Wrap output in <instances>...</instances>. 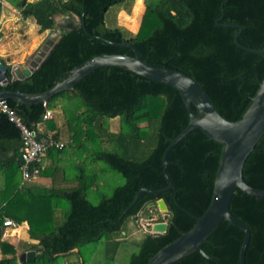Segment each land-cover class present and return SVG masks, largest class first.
Masks as SVG:
<instances>
[{
    "label": "trees",
    "instance_id": "1",
    "mask_svg": "<svg viewBox=\"0 0 264 264\" xmlns=\"http://www.w3.org/2000/svg\"><path fill=\"white\" fill-rule=\"evenodd\" d=\"M9 1L23 17H33L39 32L53 29V15L64 13L79 21L83 18L88 33L81 27L61 30L58 40L29 76L12 81L7 71L8 80L0 85V90L45 91L61 81L68 70L95 56H133L130 48L121 45L129 43L150 66L193 78L215 110L225 119L235 121L249 106L264 76V52L254 53L238 46L234 40L238 29L225 25L241 26V45L264 48V0H143L136 31L120 23L107 27L104 20L113 5L118 6V11L123 8L129 12L133 0ZM1 7L0 1V15ZM64 101L67 108L58 127L66 126L69 138L62 149H52L48 154L63 156L65 148L74 145L78 151H87L90 158L88 164H77L75 182L66 178L62 186L20 183V131L1 113L0 235L5 218L18 224L26 222L29 237L36 240L30 247L36 254L33 260L18 262L14 245L0 241L4 255L0 264H68L62 260L69 257L76 262L69 263L87 264L81 248L98 242L102 244L93 246L99 252L93 264H104L114 260L125 241L135 246L126 264H147L160 248L189 230L195 217L207 208L221 145L200 129L189 132L166 155V173L173 188L158 194L142 192L119 219L140 188L161 190L167 186L162 157L189 121L183 98L172 86L109 66L94 69L71 87L53 94L45 106L7 99L31 128L43 121L45 109H51L52 118L45 120V124L56 130L54 134L59 138L60 130L53 119L58 115V105ZM192 109L197 111L194 106ZM116 116L119 130L108 132L111 137L104 138L102 133L107 129L103 119ZM60 171L66 176L65 168ZM43 174L42 169L40 175ZM242 176L248 185L264 189V133L245 159ZM89 191L97 197L96 201L88 197ZM159 198L168 208L165 220L156 206ZM59 207L62 221L55 216ZM229 210L250 231L244 264H264V198L236 188ZM142 218L150 223L164 222L166 228L162 232L143 229L136 236L129 224L134 222L140 229ZM243 237L238 227L222 220L201 248L218 264H239ZM171 264L216 263L195 251Z\"/></svg>",
    "mask_w": 264,
    "mask_h": 264
},
{
    "label": "water",
    "instance_id": "2",
    "mask_svg": "<svg viewBox=\"0 0 264 264\" xmlns=\"http://www.w3.org/2000/svg\"><path fill=\"white\" fill-rule=\"evenodd\" d=\"M53 19L56 32L51 33L44 40L25 68L20 70L19 67L14 65L9 66L0 60V83L4 84L7 82V71H9V80L12 81L21 80L29 76L39 66L58 40L61 30H72L81 27L88 33L84 26L83 18L79 21L72 15L57 13L53 15ZM225 25L238 29L234 35L235 43L238 46L254 53L264 52V48L254 49L245 47L238 42V36L241 32V26L239 24ZM95 37L104 40L102 37ZM106 42L118 45L114 42ZM121 45L130 48L134 52V55L130 56L117 53L98 55L68 70L66 76L61 81L55 82L45 91L30 93L2 89L0 90V99H10L22 104L42 103L53 94L71 87L94 69L109 66L125 68L139 76L174 87L183 98L184 105L188 111L189 121L179 135L171 140L163 153V173L168 184L161 190L140 188L135 193L130 205L122 211L119 219L124 216L142 192L158 194L161 191L173 188L166 173V155L189 132L200 129L210 140L221 145L210 202L205 211L200 216L195 217V223L189 230L160 248L148 260L147 264H171L195 251H198L210 260H214L218 264L216 258L207 255L202 250L201 244L215 231L222 220L230 222L244 233L239 251V264H244V254L250 238V231L242 221L230 213L229 204L236 188L251 196L264 198V189L248 185L242 176L245 159L254 150L255 144L264 133V76L242 116L238 120L229 121L215 110L207 94L193 78L179 71L150 66L140 58L138 51L131 44L123 43ZM192 106L196 108V112L193 111ZM156 206L158 211L162 213L163 219H167L168 208L162 198L156 200ZM165 228L166 224L164 222L147 223L145 227L147 231L152 232H162ZM35 253V250L21 253L19 261L33 260Z\"/></svg>",
    "mask_w": 264,
    "mask_h": 264
},
{
    "label": "crops",
    "instance_id": "3",
    "mask_svg": "<svg viewBox=\"0 0 264 264\" xmlns=\"http://www.w3.org/2000/svg\"><path fill=\"white\" fill-rule=\"evenodd\" d=\"M28 1H35V0H28ZM8 12H9V16H4V12H2V7H1L0 60L9 66L11 65L17 66L21 70L22 68H25L27 66V64L33 58V55L40 47V45L44 42V40L51 33L53 32L55 33L56 29L55 28L51 30L47 29L43 32H39L38 31L39 25L36 24L33 17L31 16L23 17L21 15L20 9L15 8L14 6H12ZM13 13H19V16L13 17ZM13 30L17 31L14 32V35H13ZM60 121L61 120H58V122H56L57 128L59 126ZM38 125H40L41 128L50 130L54 133L56 131L53 129H49L46 126L45 121H42ZM68 162L69 161L67 160L65 155L58 156L53 153L47 154L43 160L44 174L38 176L35 180L32 181V183L36 185L48 187L52 184L57 186L65 185L66 178H70L74 180L73 182H75L76 173L70 172L68 170ZM71 167L73 169L72 164ZM61 168L63 169L65 168L66 176L61 174L60 171ZM57 169H59V171H57ZM1 175L2 174L0 172V185L2 183ZM20 178H21V174H20ZM37 179L38 182L40 183L36 182ZM20 183H27V182H23L21 179ZM55 215H57V212H55ZM27 229H28V225L26 222H22L19 224L16 223V228L8 229L11 232L9 236L3 237L2 235H0V241H6L7 243L14 245L16 249V253L18 254V259H17L18 262H20L19 261L20 254L30 250H34L31 249L30 247L31 245L36 243V240L29 237ZM2 230H3V226H2ZM3 256L4 255L0 251V258Z\"/></svg>",
    "mask_w": 264,
    "mask_h": 264
},
{
    "label": "rangeland",
    "instance_id": "4",
    "mask_svg": "<svg viewBox=\"0 0 264 264\" xmlns=\"http://www.w3.org/2000/svg\"><path fill=\"white\" fill-rule=\"evenodd\" d=\"M2 1V12H4V16H9V10L10 8L13 6L12 2H10L9 0H1ZM138 0H133L132 3L130 4V11H126L125 9H120L119 11L117 10V5H113L111 6L106 14H105V25L107 27H114L116 26L117 23H120L121 25H123L124 27H126L127 29H130L132 31H136L139 23H140V18H141V14L143 12L144 9V4H143V0H141L140 2H142L141 4H138ZM9 8V9H7ZM118 12V16H116ZM19 13H13V17H18ZM14 32H17L15 30H13V35ZM31 37V36H30ZM77 102V100H74V103ZM67 108L65 101L62 102V104L60 103L58 105V115L56 118L53 119V121L58 122V120H61L63 118V115L65 114L64 109ZM53 115V112H52ZM103 121H105L106 123H104L105 127L107 130H105L102 135L104 138H109L111 137L109 133H115L119 130L120 124H119V117H113V118H104ZM60 130V137L61 139L66 142L68 141L69 138V131L67 129L66 126H61L58 127ZM70 141V140H69ZM64 155L67 158L68 162V170L70 172H74V173H78L77 171V164H88V158L89 157V153L87 151L84 150H77V147L74 145H68L65 150H64ZM71 164L73 166V169L71 167ZM90 167L92 166L91 162L89 163ZM100 165V163H98ZM88 166V165H87ZM76 169H75V168ZM36 182H38V179L36 180ZM28 183H32V181L28 182ZM40 183V182H38ZM88 197L92 200V201H96L97 197H95V195H92V191H89ZM63 205L65 206V208H67V203L64 201ZM62 205V206H63ZM57 215L56 216V220L58 221H62V207L57 208L56 211ZM140 223V229H137V225L134 222H130L129 227H130V231L136 232V236L140 235L139 233L145 229L146 224L150 223V222H146V220H144L143 218L139 220ZM133 235V234H132ZM100 244V245H99ZM102 242H98L97 243H92V244H87L84 245L81 250L82 253L84 254V256H87V264H93V262H95V260L98 258L99 256V252L97 253L98 249L94 248L93 246H101ZM135 249V246L133 244H131L130 241H125L123 242L120 247L117 250V253L115 255V258L113 261H104V264H126L127 262V258H128V254L133 251ZM73 261L74 259L69 257L66 260H62V263H68V264H72L73 262L76 263L75 261Z\"/></svg>",
    "mask_w": 264,
    "mask_h": 264
},
{
    "label": "built area",
    "instance_id": "5",
    "mask_svg": "<svg viewBox=\"0 0 264 264\" xmlns=\"http://www.w3.org/2000/svg\"><path fill=\"white\" fill-rule=\"evenodd\" d=\"M2 85V83H0ZM45 106V101L42 102ZM0 113L7 116V119L14 123L19 129L21 136V146L19 148L20 165L19 170L23 182H30L40 176L43 169V160L52 149H62L65 142L56 137L54 132L43 129L40 125L34 128L28 127L20 119L15 109L7 102V99H0ZM52 117L51 109H45L42 120L45 121ZM3 230L1 235L7 237L11 234L9 228H16V223L5 218L2 223Z\"/></svg>",
    "mask_w": 264,
    "mask_h": 264
}]
</instances>
